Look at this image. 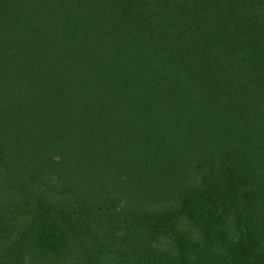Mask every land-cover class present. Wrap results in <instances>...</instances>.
Masks as SVG:
<instances>
[{"label":"trees","instance_id":"obj_1","mask_svg":"<svg viewBox=\"0 0 264 264\" xmlns=\"http://www.w3.org/2000/svg\"><path fill=\"white\" fill-rule=\"evenodd\" d=\"M0 264H264V0H0Z\"/></svg>","mask_w":264,"mask_h":264}]
</instances>
